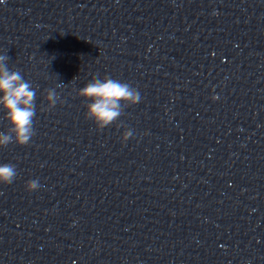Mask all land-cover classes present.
Wrapping results in <instances>:
<instances>
[{
    "label": "clouds",
    "instance_id": "obj_1",
    "mask_svg": "<svg viewBox=\"0 0 264 264\" xmlns=\"http://www.w3.org/2000/svg\"><path fill=\"white\" fill-rule=\"evenodd\" d=\"M7 55H0V107L6 112L10 124L8 133H0V147L10 143L26 145L33 136V119L35 117L36 92L31 84L25 81L17 71L7 67ZM77 95L89 101L86 105L87 118L93 120L99 129L112 125L122 115L124 106L140 102L139 92L128 83L104 76L103 79L93 77ZM48 108H53L59 100L55 89H48L45 97ZM216 99V97H213ZM131 131L123 133L122 140L127 141ZM15 165H0V184H11L16 179ZM38 181L27 182L28 191L37 190Z\"/></svg>",
    "mask_w": 264,
    "mask_h": 264
}]
</instances>
